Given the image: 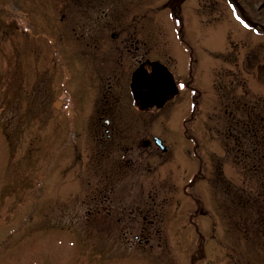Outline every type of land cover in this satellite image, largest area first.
I'll use <instances>...</instances> for the list:
<instances>
[{"label":"rangeland","instance_id":"374dc122","mask_svg":"<svg viewBox=\"0 0 264 264\" xmlns=\"http://www.w3.org/2000/svg\"><path fill=\"white\" fill-rule=\"evenodd\" d=\"M63 1L0 0V264H192L198 252L203 260L194 264H264V247L246 243L225 217L226 187L257 194L260 177H249V168L264 170L258 151L253 162L244 160L251 153L249 137L235 131L241 114L236 103L229 105L236 99L255 113L264 106L263 35L243 26L226 0H188L181 6L183 42L192 47L194 61L187 73L191 58L179 40L177 22L169 20V0H115L133 4L120 9L119 18H110L115 2L84 13ZM5 6L18 8L38 37L27 35L22 18L17 25L18 16L8 15L11 9ZM11 18L14 22L7 25ZM125 28L138 34V45L139 36H145L148 60L164 64L176 81L196 92L194 109L186 88L158 113L148 112L144 120L132 116L138 110L129 102L124 77L130 80L132 68L113 62L121 79L117 84L108 79L120 45L111 35ZM60 56L68 79L62 80L64 92ZM92 70H100L99 75ZM104 94L117 100L106 102ZM102 113L118 115L107 130L123 135L120 141L114 138L112 162L122 163L123 149L137 139L136 146L150 145L126 154V161L145 163L112 177L121 201L110 206L90 201L102 186L98 183H107L102 179L108 170L96 162L100 137H94L102 132V122L96 124ZM184 130L197 149L191 150ZM232 130L240 141L237 161L228 150L233 137L225 135ZM153 137L169 151L162 154ZM140 151L147 159L139 158ZM216 167L223 182L215 186ZM198 171L203 179L190 187ZM137 207L154 215L147 232H138L144 216L131 211ZM201 210L206 214L199 217L195 211Z\"/></svg>","mask_w":264,"mask_h":264},{"label":"trees","instance_id":"16d2710c","mask_svg":"<svg viewBox=\"0 0 264 264\" xmlns=\"http://www.w3.org/2000/svg\"><path fill=\"white\" fill-rule=\"evenodd\" d=\"M68 3L74 4V10L83 9L84 13L95 12V10H100L104 7H109L104 5V1L112 2L111 0H64ZM81 5V6H80ZM244 6V5H243ZM126 10V6L116 5L113 6V11L111 12V17L119 18L122 14H118L120 9ZM247 14L251 17L255 15V9L244 6ZM80 11V10H79ZM127 11V10H126ZM242 106V107H240ZM261 110L258 113L254 112L253 107L237 104L235 109L241 113V118L235 121V124L238 128H235V131L238 130L240 133L243 130V137L248 136L249 140L247 145L251 146V153L244 154V160L246 162H253L255 157V152L258 151V160L260 162L264 161V106H260ZM259 107V108H260ZM234 130V128H232ZM233 130L228 132V137L232 142V147L228 150L234 155V159L237 157L235 154L240 151V141L238 136H234ZM228 139V138H227ZM254 153V156L253 154ZM234 160V161H235ZM239 160V159H237ZM236 160V161H237ZM262 173H259L256 166L253 165L249 168V177L256 179L260 177L258 181L259 191L257 194L249 195V192L246 190H238L230 187L227 188L226 195V207L228 210L230 224L233 226L234 233L237 235H242L243 240L253 246H262L264 247V181L262 179ZM216 179L214 180V185L219 182L222 184V171L220 167H216Z\"/></svg>","mask_w":264,"mask_h":264},{"label":"flooded vegetation","instance_id":"af4514ba","mask_svg":"<svg viewBox=\"0 0 264 264\" xmlns=\"http://www.w3.org/2000/svg\"><path fill=\"white\" fill-rule=\"evenodd\" d=\"M244 5H247V3L244 2ZM121 45L124 46L122 52H125L127 54V59H126V61H121V60L117 59L115 61V63L120 68H122L125 63H128L130 65V67L132 68V71L128 72V79L130 77V80H127L126 75L124 73L123 74H124V77H125V84L126 83L131 84V82L133 81V76H134V74L136 73V71L138 70L139 67L143 71V73H145V72H147V70H149L148 69V63H147L148 60L146 59V51L143 49V44L142 43L140 44V47L136 46L133 50H131L129 48V47H133L134 45H137V43L135 41V38H133L132 35H129L127 38L123 39L121 41ZM118 50H120V49H118ZM141 66H143L144 70L142 69ZM111 72L112 73L110 74L108 79H111L113 83H118L121 78L116 75V73H117L116 70L112 69ZM99 73L100 72H96V75H99ZM140 75H141V72H140V74L137 73L136 74V79L139 80V81H143L142 76H140ZM97 78H99V77L97 76ZM110 83L111 82H109V85H108L107 89L111 88V84ZM141 84L142 83L140 82V87L142 86ZM143 93L144 92L142 90L139 91V94H143ZM137 99L140 101V103L142 102L138 96H137ZM102 120H104V117L99 116L97 118L98 123H100ZM108 121H111V120L108 119ZM104 125H105V123H104ZM96 132H97V135L100 137V139H99V143L100 144L108 143V144L113 146L112 142L114 141V138H115L114 133L110 134V131H108L105 128L102 129V132H101V130L100 131H96ZM113 132H114V130H113ZM140 145L138 144L136 146L135 144H133L130 147L124 148L123 151L126 154L132 155L133 152L135 151V147L138 148ZM142 146H143V144H142ZM148 146H150V145H148ZM148 146H146V147L143 146V148L146 149ZM126 154H122L121 158H122L124 164L126 165V168H128V169L141 168L142 165L145 163V160H144V162H139L138 158L135 161H131L129 159H128V161H126V158H127ZM138 156H139L140 159H147V157L144 156V153L142 151L139 152ZM115 187H116V182L114 180H109V183L105 187L104 186L102 187V192L99 191L97 193V198H101L102 201H104V202L105 201H112L113 200L112 197L115 196V194L113 192L116 189ZM136 212L140 216H142V215H145V216L152 215L151 212H148L147 210H143L142 211L139 207L136 208Z\"/></svg>","mask_w":264,"mask_h":264},{"label":"water","instance_id":"95a60500","mask_svg":"<svg viewBox=\"0 0 264 264\" xmlns=\"http://www.w3.org/2000/svg\"><path fill=\"white\" fill-rule=\"evenodd\" d=\"M241 16L243 19L250 24L251 26L258 27L256 25L251 24L245 16L243 15L242 9L238 6ZM156 69L153 71L152 76L149 77L148 81L150 83L147 92L143 95L149 101V104L159 103L160 106L163 104V95L166 93V89L173 88V81L171 74L167 71V69L163 66L156 65ZM158 144L161 145V142L157 141ZM167 149L164 148L163 151Z\"/></svg>","mask_w":264,"mask_h":264},{"label":"snow or ice","instance_id":"6c2138e0","mask_svg":"<svg viewBox=\"0 0 264 264\" xmlns=\"http://www.w3.org/2000/svg\"><path fill=\"white\" fill-rule=\"evenodd\" d=\"M181 87H183V85H181Z\"/></svg>","mask_w":264,"mask_h":264}]
</instances>
